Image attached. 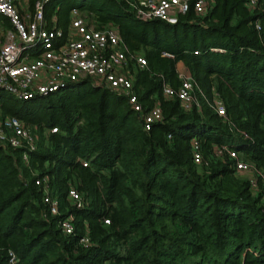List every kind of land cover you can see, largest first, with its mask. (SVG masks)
Listing matches in <instances>:
<instances>
[{
    "label": "trees",
    "instance_id": "trees-1",
    "mask_svg": "<svg viewBox=\"0 0 264 264\" xmlns=\"http://www.w3.org/2000/svg\"><path fill=\"white\" fill-rule=\"evenodd\" d=\"M72 9L98 28L114 25L145 56V67L130 66L134 91L163 120L145 130L125 96L89 78L27 100L0 89L2 112L36 139L28 165L24 148L0 142V264H11L10 251L12 264H264V0L254 10L214 0L207 14L190 10L174 24L142 20L124 0H49L47 25L65 30ZM178 63L197 84L199 107L163 93L180 86ZM214 91L225 116L211 106ZM222 145L253 165L255 187L235 158L216 153ZM40 177L57 215L42 201Z\"/></svg>",
    "mask_w": 264,
    "mask_h": 264
},
{
    "label": "built area",
    "instance_id": "built-area-1",
    "mask_svg": "<svg viewBox=\"0 0 264 264\" xmlns=\"http://www.w3.org/2000/svg\"><path fill=\"white\" fill-rule=\"evenodd\" d=\"M47 1L49 0H36L34 10L30 14L27 11L24 13L20 11L18 0H0V17L6 18L9 22L7 29L0 28V89L20 99H31L46 96L73 82L89 78L94 84H103L125 96L134 111L140 114L145 130L161 122L163 120L161 107L153 104L144 109L134 91L132 76L124 72L128 60L139 68L145 67L147 65L145 56L139 52L129 51L120 32L114 26L109 24L98 28L76 14V9L71 10L73 14L65 30L57 26L49 27L44 15V5ZM124 1L128 2L140 19H160L170 24L177 23L179 16L190 10L196 15L203 16L214 5V0ZM245 4L254 10L258 0H245ZM255 26L259 29L258 23ZM179 77L180 86L174 89L164 85V95L176 96L185 108H191L193 104L199 107L194 94L197 88L195 80L181 71ZM211 106L218 115H226L223 102L215 91ZM51 131L56 132L57 127H52ZM0 142L12 148H24L21 159L26 165L29 160L28 151L36 148L35 137L24 122L14 115L0 117ZM192 148L193 160L199 163L202 155L197 139H193ZM223 151L236 159L235 171L252 173L249 178L250 184L255 187L257 171L253 165L239 159L238 153L226 145H222L216 153ZM83 165H87V162L83 161ZM261 176L264 182V175ZM35 183L41 186L42 201L47 205L49 213L59 214V202L51 192L48 179L40 177ZM68 197L75 206L82 207L83 199L77 189L70 188ZM103 221L109 223L108 219ZM60 226L65 234H72L70 218L62 219ZM87 241V237L80 239V243L83 244ZM9 255V262L12 264L16 257L11 251Z\"/></svg>",
    "mask_w": 264,
    "mask_h": 264
},
{
    "label": "rangeland",
    "instance_id": "rangeland-1",
    "mask_svg": "<svg viewBox=\"0 0 264 264\" xmlns=\"http://www.w3.org/2000/svg\"><path fill=\"white\" fill-rule=\"evenodd\" d=\"M36 0H18V3H19V8H20V11L22 13H24L25 11H27L28 13L32 14V6H31V3L33 4V2H35ZM73 13H71V16H72ZM76 14H78L80 17H82L83 19L85 18L84 16V12L79 10V9H76ZM86 20V19H85ZM5 26L4 23H2V21L0 22V27L1 26ZM114 26V25H113ZM115 27V26H114ZM115 29H117V27H115ZM118 30V29H117ZM141 54V53H140ZM130 66H133V69H135L134 67L136 66L133 62H131L130 60H128L127 64L125 65V70L124 72L126 74H129L130 76H132V69L130 68ZM132 78V77H131ZM27 100V99H26ZM5 116H10V114H5L2 112V110L0 109V117H5ZM245 173H248V177L250 176V174L252 175V173L246 171ZM244 174V173H243ZM245 175V174H244Z\"/></svg>",
    "mask_w": 264,
    "mask_h": 264
},
{
    "label": "crops",
    "instance_id": "crops-1",
    "mask_svg": "<svg viewBox=\"0 0 264 264\" xmlns=\"http://www.w3.org/2000/svg\"><path fill=\"white\" fill-rule=\"evenodd\" d=\"M5 19H6V18H5ZM1 20H2L3 23H4V19H3V17H0V22H1ZM4 24H5V23H4ZM7 27H9V26L5 24V26L0 27V28H2V29L4 28L3 30H5V29H7ZM177 69L180 70L181 72H183V71H184V66H183V64H182V63H178V64H177ZM184 72H185V71H184ZM184 72H183V73H184Z\"/></svg>",
    "mask_w": 264,
    "mask_h": 264
}]
</instances>
